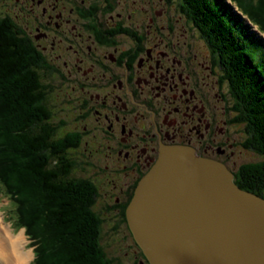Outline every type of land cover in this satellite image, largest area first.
Wrapping results in <instances>:
<instances>
[{"label":"flooded vegetation","instance_id":"flooded-vegetation-1","mask_svg":"<svg viewBox=\"0 0 264 264\" xmlns=\"http://www.w3.org/2000/svg\"><path fill=\"white\" fill-rule=\"evenodd\" d=\"M215 1L219 11L206 12L203 30L204 21L182 0H0V9L41 53L52 123L54 81L71 92H65L70 101L77 99L72 109L82 131L65 133L76 134L79 143L69 154L76 166L82 160L83 177L98 183L102 211L132 240L128 264H150L126 209L162 148H189L224 165L239 182L242 166L264 161H242L243 151H253L243 105L249 94L235 89L229 70L236 64L253 81L244 79L247 84L260 85L262 63L245 61L239 10Z\"/></svg>","mask_w":264,"mask_h":264},{"label":"trees","instance_id":"trees-1","mask_svg":"<svg viewBox=\"0 0 264 264\" xmlns=\"http://www.w3.org/2000/svg\"><path fill=\"white\" fill-rule=\"evenodd\" d=\"M232 1L264 34V0ZM182 3L204 21L203 30L208 28L206 12L219 11L214 0ZM250 33L245 24L241 34L248 66L255 58L264 62V43ZM229 70L237 79L235 89L243 97L249 94L243 100L251 132L247 147L264 157V78L260 85L250 86L245 80L251 78L239 66L232 64ZM46 75L29 39L14 22L0 19V182L18 205L14 225L24 228L31 246L35 244L32 264H114L102 246L103 217L93 208L98 191L89 181L72 176L77 164L68 145H75L77 135L59 137V127L52 123ZM259 88L262 93L252 95ZM239 172L243 177L236 181L238 186L264 197V161L245 165Z\"/></svg>","mask_w":264,"mask_h":264},{"label":"water","instance_id":"water-1","mask_svg":"<svg viewBox=\"0 0 264 264\" xmlns=\"http://www.w3.org/2000/svg\"><path fill=\"white\" fill-rule=\"evenodd\" d=\"M126 216L150 264H264V198L189 148L161 149Z\"/></svg>","mask_w":264,"mask_h":264},{"label":"rangeland","instance_id":"rangeland-1","mask_svg":"<svg viewBox=\"0 0 264 264\" xmlns=\"http://www.w3.org/2000/svg\"><path fill=\"white\" fill-rule=\"evenodd\" d=\"M226 1L227 2L231 1L233 4L229 2L230 3L229 5L232 7V9H234L235 11L238 10L234 6L235 2H233L232 0H226ZM171 8H172L173 12H175L176 10L178 11L177 6L175 4ZM0 12H1L0 13V19L5 18L6 20L9 19L11 22H14L13 16H11L9 14L5 15V11L3 9H0ZM239 15H240V13H239ZM240 16L243 20H245L244 16H242V15H240ZM245 23H246V25H248V29L251 30L250 32L253 33L252 35L257 34L256 36L258 37V39H260L264 43V34L256 32L258 27L257 26L254 27L253 24H252V26H250L247 22H245ZM24 37H26V36H24ZM247 44H250V38L248 36H247ZM263 53H264V44H263ZM39 54L41 56V53H39ZM263 61H264V58H263ZM262 65L264 66V62H262ZM263 76H264V72H263ZM53 84L55 85V89H56L55 93L53 94V96L56 99V108L54 109L55 110V116H54L53 121L56 123H59V125H60L59 132H58L59 137L65 136V133L70 132L72 130L82 131V127H78V125L74 121V118H75L74 112L77 109L76 108L72 109V103L76 105L77 99L70 101V98L68 97L67 94H65V92H67V93L68 92L71 93V92L69 90H67L64 87V85L60 84L59 82L54 81ZM67 101L70 103L71 106L68 104ZM61 123H63V124L65 123L66 126L65 125L61 126ZM70 135H76V134L70 133ZM247 137H248V135H247ZM78 146H79V144L77 141H76L75 145H73V146L68 145L69 148H76ZM78 153L79 152L77 151L76 152L77 156H78ZM69 156H71V155L69 154ZM80 158H82V157L80 156ZM263 160H264V157L261 156L260 154L256 153V152L252 151V153H250V152L246 153L243 151V159H242L243 162H252V161L256 162V161H263ZM81 161H79V165H80ZM79 165L75 167V175H72V176H75L77 178H85V177H83L81 171L79 170ZM248 165H250V164H248ZM93 180L94 179H92V180L88 179V181L90 183H92L98 191V186H97L98 183H96L97 184L96 185L93 182ZM4 190L5 189L3 187V184L0 182V212L2 213L3 216H5L4 217L5 223H7V225H9L8 227H10L11 230L14 231V233H16V234L20 233L21 234L25 229L22 227H19L18 225H14V222L17 219V214H16L17 210H16V208H14V206H16V204H15L16 202L14 200H11L9 197H7ZM102 206H103V200H102V198H100V195L98 192V201H97V204L95 206V211L98 212V214H100L103 217L102 219L104 220V224H103V228H102V235H101L102 246L104 248V251H105L108 259L112 260L114 264H128L129 257L127 254L131 253L132 240L130 238L124 237V235L113 226L114 220L113 219L111 220L106 216V214L102 211ZM25 235H26V233H25ZM26 238H27L28 243L31 245V240L28 239L29 237L27 235H26ZM27 241H26V246L28 244ZM29 244L27 246L26 252H29V250L33 251L34 257L29 262V264L30 263L32 264L34 262V260H36L35 259L36 254L34 252V247L29 246ZM32 251H30V252L32 253Z\"/></svg>","mask_w":264,"mask_h":264},{"label":"bare ground","instance_id":"bare-ground-1","mask_svg":"<svg viewBox=\"0 0 264 264\" xmlns=\"http://www.w3.org/2000/svg\"><path fill=\"white\" fill-rule=\"evenodd\" d=\"M226 1V0H225ZM232 3L231 1H228V3ZM229 3V4H230ZM233 4V3H232ZM231 4V5H232ZM235 6V4H234ZM236 9L239 10V8L237 6H235ZM240 15L244 16L242 14V12L239 10ZM245 22H247L250 26H252V22L247 19L245 16ZM251 22V23H250ZM254 25V24H253ZM255 27V25H254ZM258 30V31H257ZM256 32L261 33L259 31V29H257ZM251 31V30H250ZM257 35V34H256ZM252 39V38H251ZM256 50V49H255ZM253 57V56H252ZM264 78V77H263ZM241 106V105H240ZM242 109V108H241ZM244 111V110H243ZM79 144V143H78ZM196 154V153H195ZM196 156H198L196 154ZM200 157V156H199ZM209 160V159H208ZM219 163V162H218ZM221 164V163H220ZM228 169V168H227ZM240 169V168H239ZM236 177V175L234 176ZM82 180H87L85 178H79ZM234 182L236 183V181L234 180ZM139 184V183H138ZM237 184V183H236ZM238 185V184H237ZM136 191V190H135ZM134 196V195H133ZM264 198V197H262ZM15 200V199H13ZM17 201V200H16ZM98 201V199H97ZM97 201L95 203V205L93 206V208L95 209V206L97 204ZM15 203V202H14ZM16 204V203H15ZM17 205V204H16ZM18 206V205H17ZM14 209V208H13ZM12 209V210H13ZM18 208H16L17 210ZM8 210V209H7ZM15 211V210H14ZM11 213V212H10ZM17 213V211H16ZM5 216L2 215V213L0 212V264H29L30 260L33 259L34 255H33V251L29 250V252H26L27 246H28V241L25 235V230L19 235L14 233V231L11 230L10 227H8L9 225H7V223H5ZM127 219V216H126ZM128 222V221H127ZM14 226V225H13ZM129 226V224H128ZM21 229V228H20ZM130 229V228H129ZM27 231V230H26ZM131 231V230H130ZM13 232V233H12ZM132 233V232H131ZM28 235V234H27ZM29 239V238H28ZM27 241V246H26V241ZM30 241V240H29ZM137 244V243H136ZM138 245V244H137ZM29 246H31L29 244ZM35 246V244H34ZM32 245V247H34ZM37 248V247H36ZM141 250V248H140ZM32 251V253L30 252ZM143 252V251H142ZM144 256V255H143ZM37 257V256H36ZM31 264V263H30Z\"/></svg>","mask_w":264,"mask_h":264}]
</instances>
